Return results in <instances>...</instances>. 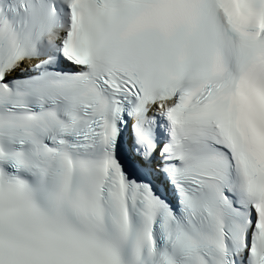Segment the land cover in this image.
Masks as SVG:
<instances>
[{
  "label": "snow or ice",
  "instance_id": "1",
  "mask_svg": "<svg viewBox=\"0 0 264 264\" xmlns=\"http://www.w3.org/2000/svg\"><path fill=\"white\" fill-rule=\"evenodd\" d=\"M0 264H264V0H0Z\"/></svg>",
  "mask_w": 264,
  "mask_h": 264
}]
</instances>
